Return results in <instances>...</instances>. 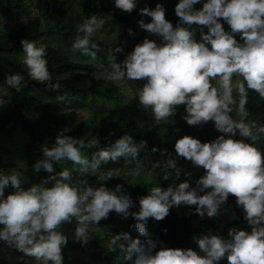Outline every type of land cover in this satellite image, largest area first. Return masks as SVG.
I'll return each mask as SVG.
<instances>
[{
    "label": "clouds",
    "instance_id": "9594fccd",
    "mask_svg": "<svg viewBox=\"0 0 264 264\" xmlns=\"http://www.w3.org/2000/svg\"><path fill=\"white\" fill-rule=\"evenodd\" d=\"M201 3L202 0H179L174 9L179 18L175 26L166 19V9L160 3L155 9H140V15L150 17L151 22L141 19L139 28L159 37L160 43L145 38L122 62L110 65L107 78L113 82L145 81L139 88L138 102L152 112L156 124H174L171 118L181 105L185 106L182 119L187 125L213 122L221 133L215 140L202 143L183 136L175 141L176 156L168 154L162 165H156L165 181L173 172L179 178L178 158L203 169L204 175L195 181V187L189 182L191 173H187L189 179L175 187H152L148 195L138 198L139 211H130L136 205L124 185L118 184L114 190L106 187L107 181L117 177L118 169L102 172L97 179L99 186H92L81 177L96 173L102 164L115 163L119 158L136 160L147 149V141L137 143L133 136L125 134L106 146L97 137L86 144L81 137L64 135L65 129L57 134L52 147H41L43 158L33 165L37 173L43 170L49 174L44 183H50V187L32 184L25 189L19 172L0 174V240L22 253L21 260L30 257L43 264H63V249L69 240L58 231L61 225L72 223L75 218L73 242L87 245L89 226L98 225L115 212L122 218L134 219L132 227L147 237L141 242L129 233L112 235L111 250L123 251L126 264H220L222 260L227 264H264V153L254 146L264 134V127L253 131L255 125L232 116L234 111L240 117L246 114L245 83L248 90L264 98V0H204L202 7H194ZM114 5L131 14L137 0H114ZM97 17L91 15L83 21L78 29L82 35L78 34L72 44L74 52L79 51L91 61L100 51L91 40L102 28ZM224 23L229 26L228 31ZM128 33L134 34L131 29ZM20 44L27 78L41 84L51 79L46 48L37 47L35 41L28 39ZM121 51L115 48V53ZM234 75L242 77V82L233 85ZM26 76L14 73L5 81L19 91ZM213 80L217 81L216 86L211 83ZM64 99L57 97V101ZM85 147L97 149L91 161L82 155ZM151 151L167 153V149L155 147ZM62 161L78 166L76 177L67 168L56 173L54 165ZM142 168L137 164L129 175L140 177ZM151 175L150 171L149 182ZM10 186L13 191L5 195ZM230 196L242 209L250 231L231 228L227 238L217 234L193 236L195 250L163 246L157 250V241L151 239L146 228L149 218L161 222L171 209L184 205L195 206L188 215L201 220L218 219L230 210L222 207ZM231 218H236L234 213Z\"/></svg>",
    "mask_w": 264,
    "mask_h": 264
},
{
    "label": "trees",
    "instance_id": "16d2710c",
    "mask_svg": "<svg viewBox=\"0 0 264 264\" xmlns=\"http://www.w3.org/2000/svg\"><path fill=\"white\" fill-rule=\"evenodd\" d=\"M105 1L113 0H79V10L76 11L78 13L75 17L76 22H70L68 21V16H70L71 9L65 7L66 0H33L32 6L35 10V17L32 16L29 5L24 0H0V91L6 89L8 104L7 113L0 119V125L3 122V124L5 123L4 127L9 129L8 132L17 131L28 136V144H25L21 148V153H19V159L22 162L21 168L16 169L14 164L11 163L14 151L13 145L11 148L0 145V174L10 175L18 171L21 174L22 187L25 189L32 184L51 186L50 183H44L49 174L43 170L37 173L33 167L36 160L43 158L41 155L42 146L52 147L57 134L65 129L67 131H64V135L73 138L81 137L87 144L92 135L83 137L84 126L82 122H79V112H89L97 99L113 102L122 97L119 90L117 91L116 88L109 85L103 86L101 79L96 78L97 67L77 62L71 54L73 52L72 44L77 35L81 34L78 29L83 21L89 19L91 15H97V2L106 4L105 6L101 5L104 13L101 29L112 31L118 27L122 28L120 35L117 37V42L113 46L107 45L104 40L96 37V33L91 38L92 42H95L100 48L95 61L108 74L111 71L110 65L112 63L122 62L126 55L134 49V46L142 43L145 38L160 43L159 37L150 35L139 28L138 21L143 19L139 12L133 11L131 14L119 13L112 8L111 4H107ZM158 1L164 3L166 19L175 26L179 18L175 15L174 9L179 0H151L152 4ZM202 3L194 5V7L199 9L202 7ZM26 18L27 22L25 24H20L16 29L5 31L7 25L4 26V21L10 20V22L15 23L20 20L23 23L21 19L24 20ZM224 28L226 31L229 30V26L226 23H224ZM129 29L133 31V35H129ZM24 39L35 41L36 43L41 42L46 48L47 66L51 79L42 84L31 80L27 81L17 91L7 85L5 77L12 74L9 71L16 70L20 65L17 59L20 56L23 57L20 41ZM196 39H199L198 31ZM237 39L239 40V37ZM116 47L121 48L122 51L115 53ZM75 55V59H91L82 55L79 51H75ZM235 76L232 77L233 85ZM245 89L248 95V103L246 105V114L242 120L250 126L255 125L253 128V131H255L256 128L264 127V98L248 90L246 83ZM234 95H236L235 92ZM59 96H64L65 99L57 101ZM87 102H89V105ZM178 111V114L173 118L174 124L169 125L167 122L156 124L152 112L144 110L139 105L138 95H136L131 99L128 98L127 105L120 110L101 112L94 138H99L102 146H106L109 142H114L121 136L129 134L133 136L137 143L140 140H146L147 149L142 150L136 160L119 158L115 163L102 164L98 171L118 169L119 172H131L137 164H140L143 166L142 171L146 170L145 172H147L145 156L152 148L167 149V152L174 151L175 141L183 136H191L204 143L211 142L221 135V133L216 131L214 123L211 121L203 126L193 127L187 125L182 119L186 115V111H181L180 109ZM233 113L236 112L234 111ZM236 138L239 137L237 136ZM0 139L3 138L0 137ZM245 142L251 143L250 140H245ZM254 146L264 153V134H261L260 139ZM6 148H9L10 151ZM81 151L91 161L97 149L85 147ZM3 153L11 154L10 160L4 159L1 155ZM155 154L158 157L162 156L161 151H157ZM175 156L176 154L173 157ZM73 166L74 164L70 161H62L54 165L56 173ZM177 167L181 169V174L177 179L175 173H171L170 178L167 181L164 180L168 186L175 187L180 182L183 174L187 176V173H191L190 179L188 176L187 179H189L191 186L195 187V181L204 175L203 169L194 167L190 162L183 159L178 158ZM73 176L76 177V175ZM81 179H87L90 185L95 186L94 177L87 175L86 177H81ZM116 182L117 180L111 179L106 182V187L109 188L110 185ZM148 187V185L139 184L127 191L136 206H139V197L149 194ZM12 191L13 189L10 186L6 189L5 195ZM222 207L230 209L226 214H222L228 222L235 226H247V222L243 218L242 209L236 206L235 197L230 196L227 203ZM194 210L173 208L163 221L157 222L152 226L149 234L151 239L157 241V250L161 246L181 249L193 248L195 250L196 246L192 239L193 236L217 234L226 238V229L219 230L217 219L201 220L196 215H188ZM233 213L235 214V219L231 218ZM111 214L116 219L117 214L115 212ZM123 221V231L125 233H129L133 239H142V242L147 239V237L140 236L138 231L132 227L136 223L134 219L131 217L123 218ZM76 227L77 224L75 218H73L72 223H64L58 229L69 240L67 246L63 249V264H74L76 263L74 258L77 257L85 258L84 264H123L121 250L112 251L107 247L108 245L101 248L107 242L108 236L101 238L93 235L87 245L73 242L69 236V231L75 230ZM164 229H167V233L164 232ZM1 242L0 240V244H2ZM161 242L163 243L161 244ZM3 245L9 247L5 242ZM196 250L198 251V249ZM0 264L33 263L24 259H0ZM48 264H51V262L49 261ZM220 264H227V261L222 260Z\"/></svg>",
    "mask_w": 264,
    "mask_h": 264
},
{
    "label": "rangeland",
    "instance_id": "374dc122",
    "mask_svg": "<svg viewBox=\"0 0 264 264\" xmlns=\"http://www.w3.org/2000/svg\"><path fill=\"white\" fill-rule=\"evenodd\" d=\"M24 1H26V3L29 5V9L32 13V16L35 17V10L33 9V6H32L33 0H24ZM105 2H107V4H111L112 8L115 11H117L119 13H125V12H122L121 10L115 8L114 0L113 1H105ZM157 3L162 4L163 7L165 8L164 3L162 1H158L155 4H152L151 0H137V7L134 11L139 12V10L144 8V7H149L150 9H155ZM78 4H79V0H66V6L65 7L66 8L69 7L71 9L70 16H68V21L76 22L75 17H76V14L78 13L76 11L79 10ZM101 5L105 6L106 4H104L103 2H97L96 13L98 16V20L102 22L104 20V13H103V10L101 9ZM71 13H75V14H71ZM21 20L23 21V23H21L20 20L15 22V23L10 22V20L4 21V26L7 25V27L5 28V31L12 30L13 28L16 29V28H18V26L20 24H25L27 22V18L24 20L23 19H21ZM143 20L146 23L151 22L150 17H143ZM121 30H122L121 27H118L117 29L112 30V31H105V30L99 29L96 32L95 36L98 37L99 39L104 40V42L107 45L113 46L114 44H116L117 37L120 35ZM36 45H37V47L43 46L41 42H37ZM71 54H72V56H74V60H77V62L88 64V65H91L92 67L93 66L97 67V70L95 72V76H96V78L101 79L102 85L103 86H106V85L112 86V87L116 88L117 91L119 90V92L122 95L121 99L113 101V102H106V101H103L101 99H97V100H95V103L93 104V107L89 112L88 111L79 112V122H82V124L84 126L83 137H90L92 135L90 138V140H91L94 138L95 129L97 127L98 119L101 116V112H109L111 110H120L123 107H125L127 105L128 98L131 99L133 96L138 95L139 88L143 87V84L145 83V81L124 80L121 82H113L112 80L107 78L109 76V74L106 72V70L102 66L98 65V63L96 61H91V59H89V60L75 59L76 58L75 52L73 51ZM22 60H23V57L20 56L19 59H17V61H19V63H20L18 68L16 70L9 71V72L12 74H14V73L25 74V76H26L25 69H24V66L22 64ZM27 81H30V80L26 76L24 83H26ZM240 81H241V77L236 75L235 80H234V85L239 84ZM211 83L213 84V86H216L217 81L213 80V81H211ZM35 94H36V92H35ZM0 100L3 101V103H0V119H1L4 116V114L7 113L8 104H7V91H6V89H3L0 91ZM87 103L89 105V102H87ZM179 109L181 111L185 110V106H183V105L178 106L176 114H178ZM175 116L173 118H175ZM232 116L234 119H240V120H242L244 117V116L243 117L237 116L236 113H232ZM173 118H171V119H173ZM4 126H5V123L3 124V122H2L0 125V137H2L3 139H0V145H5L9 148H11V146L13 145V147H14L13 154L14 155L12 154V157H11V154H9V153H3L1 155L4 157V159L10 160V157H11L12 158L11 163L14 164V167L16 169L21 168L22 162L19 159V156H20L19 153H21V151H22L21 148H23L25 146V144L26 145L28 144V136H27V134H21L20 132L18 133L17 131L8 132L9 129L4 127ZM9 148L8 149L6 148V149L10 151ZM168 154H171L172 156H174L175 152L174 151H168L166 154L158 157L155 153H153L150 150L145 156V160L147 163V172H145L146 170L142 171L141 176L135 177V178L132 177L131 175H129L130 172H124V171L118 172L117 177L113 178V179L117 180V182L110 185L109 189L114 190L118 184L124 185L126 192L129 191L130 189L134 188L135 186L139 185V184L148 185L149 191L152 187H159V186L166 189L168 187V185L163 179L164 173H162L160 168H157L156 165H157V163H160L162 165L164 160H166L168 158ZM85 158L88 159V157H86V156H85ZM77 168H78V166L74 165L73 167H70L69 170L73 172V175H77V173H76ZM104 171L105 170L97 171L96 173H91L88 175L90 177H94L95 186H99L97 184V179H98L99 175ZM150 171L152 172V175H151V179L149 182L148 174ZM17 172L18 171H16L15 173H17ZM186 179H187V176L183 174V176L180 178V182H183ZM174 209L190 210V209H195V206L188 207V206L181 205L178 208L174 207ZM130 211L138 212L139 206H135ZM114 219H115V217L110 213L108 219L101 220L98 225H90L89 226V229H88L89 238H92L93 235H97L98 237H101V238H105L108 236L107 242L105 244H103L104 246H102L101 248H104V247H106V245H108L107 247L109 249H111V247H112V245H111L112 235L125 233L123 231V229H124L123 228V225H124L123 218L117 214L115 221H114ZM217 220H218L219 230L226 229V238H227L228 231L231 228H237V229H241V230L250 231V228L248 225L247 226H235V225L231 224L230 222H228L227 219L224 218L222 215ZM156 223H157L156 221L149 218V221H148V224L146 227L148 233L152 229V226ZM74 233H75V230H73L71 232L69 231V236L72 240L74 238ZM140 240L142 242V239H140ZM1 243L2 244H0V259L18 260L21 258V256H23L22 253H18L16 251H14L13 249L3 245L4 241H2ZM124 256H125V253L122 251V256H121L122 263L126 264ZM24 260L29 261L33 264H43L42 261H32V259L30 257H24ZM74 260L76 261V263H74V264H79V263L84 264L85 263V258H83V257H79V258L77 257V258H74Z\"/></svg>",
    "mask_w": 264,
    "mask_h": 264
}]
</instances>
